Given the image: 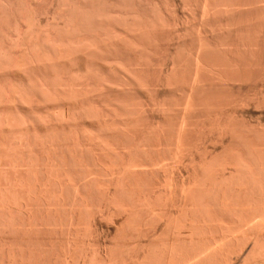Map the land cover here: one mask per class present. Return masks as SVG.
Here are the masks:
<instances>
[{
  "label": "bare ground",
  "instance_id": "1",
  "mask_svg": "<svg viewBox=\"0 0 264 264\" xmlns=\"http://www.w3.org/2000/svg\"><path fill=\"white\" fill-rule=\"evenodd\" d=\"M160 1L159 0H51L52 2L51 3L50 0L48 2L47 0H0V77H1L0 105L3 106L4 104H9V105L15 104V106L25 105L31 108L32 107L41 108V106H45V105L48 106L50 104L51 106H53L54 104L57 105V104H65V103L82 104V107L74 108L72 110H69L68 112L66 111L63 112L64 111L63 110L60 112L57 111V114L56 113L53 114L52 112L49 115L36 114V112L31 116L28 115L26 116L24 114L20 115L17 113H16L17 115L10 114L11 112L9 114L0 113V130L9 129L14 132V130L16 131L17 129L18 130H20L21 128L29 129L31 127H35L38 124L39 126H41L42 124H46L49 127V125L51 126L54 125L55 123H56L55 125H58L57 122L60 123L66 119H68L66 121L71 120L72 123L73 121L76 120L81 121V119L83 120L84 118L85 119L90 118L89 120L91 119L95 120L96 118L97 119L100 118L101 120H103L105 118L108 119V117L110 118L112 116L113 119L114 117L118 118L120 116L119 118L122 117L124 119V117L134 118L135 116L139 117L142 115H149V114L166 115L173 113L172 111L174 108L172 107L174 105L170 106L171 105L170 104L168 106L167 103H164V101L163 104L162 103L158 104L156 102L155 103L153 102L148 105L145 104L146 102L145 103L138 101L136 102V99L135 101L134 100L126 101L125 99L123 100L121 99L120 101H114L115 103L113 102L110 103L109 101H108L109 103H107L104 101V103L106 104L103 103L102 104L95 103V105L89 103L86 104V102L92 103L91 101L92 99H95V97L96 99L101 97L104 98L105 94H107L108 92L116 93V91L117 92L122 91L123 93H126L124 91L132 90V89L134 90L145 89V90L153 91L156 90V88H160L161 86L163 87L165 86L167 88L176 86L178 88L181 87L182 89H184L190 87L191 85L193 86V84L197 86H204L203 89H205L206 85L207 87L208 85H210L211 87L213 85L219 87V85L221 86V84L222 85L225 83L227 84L232 81L255 82L257 79L260 78L264 80V0H191V1L187 0L190 3L193 1V3L191 4L195 8V9L193 8V11L191 13L194 16L191 15V17L196 18L197 16H200L201 13L200 14H196V13L197 12L199 13V11L202 10V6H203L204 16H206L208 19L209 18L211 19V16L212 18L214 17L216 18L217 16H220V20L223 19L221 20L222 22L217 21L219 17L218 19H216L217 23L220 22V24H218V26L220 27L219 29L224 31L225 30L230 31L229 29H231V31H234L236 29L235 30L237 32L236 34H234V32H232L234 35L231 33L233 36L236 35V37L231 41L229 45L227 42V44H225V47L223 46L224 49H222L223 47L222 48L220 47L221 49L218 47L220 50L217 48L218 50L215 49V51L214 49H211L212 51L209 50L207 52L206 49V51L201 50L200 52L197 53L186 52L187 54L180 51V54H178L180 49L177 50L178 51L177 53H175L176 51L172 53L173 50L171 49L172 51L171 50L169 51L168 48L165 60L162 63L163 65L161 63H159L161 64V66L159 64H156L159 66V67L157 66L158 67L157 68L155 65H153L155 62L154 63L151 61L148 62V60H145L143 58L141 60H138L137 56L139 55L142 56L143 53H144L143 55L145 56L147 52L148 53L153 52L150 50L154 47L157 48L159 45H161L160 44L161 41L163 43L166 40H168V43L170 45L171 43L170 41L177 40L178 41L177 45L181 44L179 46H182V41L185 42L187 39L185 40L184 38H186L191 32L187 30L189 31L188 33L185 30L188 27L187 23L184 20L186 17L184 16V18L180 19L181 15L180 17H177L179 16V14H177L176 12L174 13L177 14L175 15L176 17L173 16L174 15L173 11L170 12L171 9L168 10V5L165 6L163 2ZM183 1H185L184 4L187 2L186 0ZM46 3H51V4H48L49 6H47ZM190 3H186V6H189ZM194 12H196L195 14L197 16H195ZM186 16L188 17V15ZM188 20L189 19H187L186 21L189 22L190 20L189 21ZM181 25H182V29L185 31V34H181L182 31L178 29L181 27ZM184 25L185 26L187 25L186 28H183L185 27ZM214 25L216 24H211L210 27H213ZM204 26L209 27V25L207 26V24H205ZM204 26L203 28L204 30H206L207 28L205 29ZM233 28L235 29L233 30ZM199 29L200 27L197 30L199 31ZM213 29H215V27H213ZM178 30H180L181 32L180 31L178 32ZM192 30L194 31L195 29ZM197 30H195L194 32H196ZM215 30L217 31L218 28H216ZM221 30L218 33H221ZM194 32L193 33L191 32L193 36L195 35ZM197 32L196 35L198 38L199 34H197ZM189 36H191V34ZM202 36L204 35H201V38ZM192 38L194 40V37ZM202 47L204 48L203 45ZM226 47H228V49H225ZM181 49H183V47ZM148 55L149 54H147V56ZM112 56L114 60L113 62L116 63L117 65L116 64H114L116 66L112 65L115 68H112L113 69L112 71L110 69L109 73L108 71L107 73H105L106 71L104 72L103 69L102 70L99 69L100 67L96 69H92L91 67L90 69L87 66L88 69H84L81 65L82 63L81 61L83 60L85 61L86 59H87L86 61L88 62L91 61L92 64V61L99 62L98 60L102 61L103 59L105 60L106 58ZM138 58L140 59V56ZM107 61L108 59L105 60V63H107ZM66 64L67 65L71 64L70 65V67L72 66L71 69L68 68V70H66L67 67ZM107 64H109V62ZM170 64L172 65L171 68H170L171 66ZM62 67H65L64 68L65 70H63ZM14 72L15 74L23 73V76L25 74L26 78L23 79L24 81L23 80L9 81L8 75H12ZM128 92L131 93L130 91ZM183 93L182 95H185L186 97V94ZM212 95L206 98L203 97L201 99L202 106L207 109L211 108L210 110H212L213 108L219 109L220 105H222L220 104V101L222 99L221 100L219 99L220 96L216 97L215 95L213 96ZM97 96H101V97H97ZM176 97L171 98L170 100L172 99L174 100L176 99ZM183 97L180 98V102H182V99L183 100L185 99ZM260 98H256V99L258 100ZM184 101H186V99ZM258 102L257 103L259 105L261 103V105L264 106V97H262L260 101L258 100ZM59 107L61 106L59 105ZM184 109L185 108H183V110ZM221 117L217 116L216 120H213L212 123L210 122L211 123V126H209V128L211 127L210 134L211 135L216 134L217 139L218 140L221 139L220 141L224 140L223 139L224 136L225 137L230 136L231 147L234 146V144L237 143V141H239L242 143L243 147H246L245 149L246 151L243 149V151L240 152L241 150L237 151L236 149L234 150L233 148L232 149L230 148L229 151H226L227 153L225 154L226 155L228 154V158L224 166L222 167L223 168L222 170L219 169L220 166H222V164L217 165L215 158H214L215 161L212 160L211 162H208L209 160L207 158L208 156H205L204 160L201 159L202 164L200 165L203 166H201V169L199 168L200 170H198V172H197L198 168L195 170L196 172L195 175L197 176V173L198 176L199 174H201L202 178L201 176L197 178L198 177L197 176L196 179L194 176L195 178L194 180H196L197 182L194 181L195 183H193V186L192 184H190L191 192L189 191V189L187 190L189 192L187 191L185 192L184 189L181 188L183 190L181 191L182 194L183 192H185L184 194L185 197H183V199L184 198L186 199L184 200L185 203H183V199L179 200V197L178 198L177 196L174 197L173 195L174 193L173 194L171 193V189L169 185L170 181L167 176L168 170L166 171L167 168H165L167 167V165L164 166V164H163L164 166L163 171L160 172V170L162 169H160L159 172L157 171L158 182H156L155 186L158 187L155 188L153 187L152 189L149 187L152 190V192L151 193L149 192L150 194L146 193L148 197L147 196L143 197L145 199L141 198V200L143 201L139 200V196H138L139 194L136 193L137 190H134V188L130 186L129 182L130 180L133 181L135 176H138L137 178H139L140 175L144 177L147 174L146 172L135 173L136 174L135 176L133 172H132L133 175L131 176H128L129 173H127L128 175L126 176L128 177L125 176L126 178L124 180L120 178L119 181L121 182H119V184H117L113 188V191H107V195H106L107 198L104 200L106 201L105 202L106 207L114 203L112 204V206H116V207L118 206L117 208L119 209L116 211L117 212L119 211L121 215H127L126 217H128L126 218L127 220L125 223L126 225L124 224L125 227L122 226V230L123 228L129 226H131L132 229L133 228L132 226L135 225L136 226V227L134 226L135 230H133L134 235H137L135 236V238L138 239V236L139 237L143 236L147 238L150 241V245H151L150 248L151 247L153 248L154 246L155 249L154 248L149 249V247L147 246L146 247L148 249L147 250L146 248H144L145 246H141V245L140 246L142 248L136 249L137 247L136 246L135 249L133 251L128 252L126 256H125V251H123L124 252L123 258L119 256L120 258L117 259L116 257H113L114 255L108 252H105L106 254H104V252L103 253L100 252L99 254L95 252L97 256L96 255L93 256L94 254L92 253L94 252L92 253L91 251L89 252V249L83 250L85 249V247L84 248L82 247L83 249H79L81 250V252L75 255L76 258L73 257V264H232V262L234 261H238V262L241 261V264H245L242 263L243 261L244 262L248 261L246 264H248L249 262H251V264L252 263L254 264L256 261L255 259H258L257 261H259V263L263 261L264 260L263 259L264 258L263 257L264 256V150H263L264 147L262 149L257 148L258 146H260V144H256L257 142H255L253 136L251 137V133L253 132L249 131L250 129L248 130L247 129L248 127L245 128L247 129V131L245 130L239 131L240 127L236 123H234V121L230 119H229L230 121L226 119L225 121L224 119H222L223 117L222 118ZM69 123L70 122H68V125ZM60 124H66V122ZM152 129L154 128L152 127ZM159 129L160 128L158 127V129L156 130L158 131ZM157 131L156 132L147 131L148 133L145 131L147 136H144L143 135L144 133L142 134L143 136L139 135L138 133L133 134L134 132L132 133L133 135H131L129 132V135L131 136H126L128 132L124 134L125 135L124 139L127 141L129 140L128 137H130V141L128 142L130 143L133 140V142L136 144V146L134 144L133 146H135L136 148L139 146L140 147L145 146L154 138V140L156 139L155 142H157L158 146L163 147L164 149L153 150V151L152 149H150L151 152L150 151L147 152V150H145L143 153V151L142 152L140 151L144 149L140 150L139 148H137L140 151L137 152L136 149L134 153L135 149L130 148L132 149L130 151L136 154V156L134 157V154L132 155V153H129L130 151L128 149L126 150V152H123L124 150L121 149V145H120V148H117V151L120 149L118 151L119 153L118 154L116 153V155H118L117 157H119L120 155V158L125 160V162L123 160H120L122 163L121 166H123V164L124 165L129 164L131 166H135V164L133 163L136 162L139 163L138 161H142V162L154 161L155 163V161L160 160L161 162L162 161L160 159L161 154H163L162 155L163 158L164 157L166 158L164 159L165 161L168 159V157L170 158L171 152L173 150V146H176V144L179 143L178 140L180 141V137L182 138V135L185 134V131L184 134H180L182 132H179L178 128L177 129L169 128V129H165L164 131L160 130L161 132L160 131L157 132ZM29 133L30 132H28V134ZM60 133L58 134L59 137H60ZM136 134L138 135V137ZM263 135L264 134L262 135L260 134V137L262 138L260 142L261 141L264 142ZM132 136L135 137L132 138ZM256 136L259 137L258 135ZM55 137L56 135L54 136V138ZM62 137L63 136H61V138ZM150 137L153 138L150 140L149 139ZM183 137H185V135ZM7 139L4 140V142H2V140L0 141L1 161H3L1 157H3V155L6 154L4 152L7 150L10 151L9 149L13 150L12 148L14 147L17 148V146L18 148L19 146L24 148L28 147L29 149V147H35V146L38 147V145L40 144L39 140L38 143V141H35V139L33 141L30 138H29L30 140L29 139L26 140L27 138L26 139L24 138V140L22 139L23 140L22 142H14V139L12 138L11 139L13 141ZM43 139L41 138L40 140ZM57 140H59V138ZM57 140L54 142H57ZM64 140L61 139L60 141L57 142L60 148L62 147L63 152L66 151L64 150V148L66 149L70 147V143L74 144V142L68 143L67 141H65L64 143ZM50 141L52 140L50 139ZM74 141H76L75 138ZM77 142L75 143V145L77 144ZM17 143L19 145H17ZM103 143L104 142H102L101 144ZM108 143L111 142L107 141V143H105L106 147ZM113 143L115 144V142ZM183 143L185 144V142ZM130 144H132V142ZM40 145L39 147L41 148ZM124 145L126 147L128 143L127 144L123 143V146ZM148 145L150 148L151 146L150 143ZM148 145L146 147H148ZM55 146L59 147L56 143ZM79 146L82 147L81 143L79 144ZM42 147L43 148H41L42 149L41 152H38L40 154L34 158L35 160L37 158L36 161L38 165L37 172L35 169V174L37 173L36 175L33 173L34 170L32 171V169H30L31 171L29 169L28 171L26 170L24 171V169L23 171H21L19 169V171L10 170L8 172H5L4 170L3 171L0 170V201L1 202L2 200L7 202L10 199L12 201V199L20 198L21 196H22L21 198H23L25 194L26 196L24 198H27L29 196L28 197L29 199L31 196L30 193L32 192V194L33 193L35 194V192L32 191L33 189H31V191L30 190L27 191V189L25 190L24 188L25 185H23L24 183L27 184L28 181L29 183L33 182L32 184L34 185V187L32 188H34V190L39 193L40 191L37 190H40V188L42 190L43 187L42 184L44 185L46 181H49L50 176L48 175V171L46 170V167L47 165L49 166L50 163L56 161L57 159L53 160L54 158L50 156L51 153L48 154L49 153L48 150L50 148L49 149L47 148L53 146H48L46 142L45 145L42 143ZM85 147H87L86 144ZM103 147L105 146L103 145ZM114 147H116V145ZM176 147H178V145ZM4 148L5 149L8 148V149L5 150ZM21 150L23 149L21 148ZM25 151L24 152L21 151L20 153L16 154L17 152L15 149V154L12 155L13 154L12 152H14L12 151L11 152L12 156L10 155L9 157L11 158L10 160L9 159L8 160L12 163L15 162L17 163L21 161V163L19 164L23 163V165L26 164L27 166L32 167L33 166L32 156H35L36 153H34V155L31 156L30 154L33 153L26 154ZM75 151L76 150H74V152ZM139 152L143 154L142 155L139 154L138 156ZM60 155H56V156L60 157ZM143 155L147 157H144ZM69 156L67 157V155L64 154L63 158L65 157L66 161L58 157L60 160L59 162L60 164L57 163L61 167H63L64 166L63 164L66 162L74 165V167L72 166L71 167L72 169L69 168V170L68 167L67 168L64 167L65 169H67V171L66 172L63 171L64 177L65 175H67L68 177L72 178V179L69 178L70 184L66 182L69 185L67 186L64 185L66 189L63 188L64 192H66L67 194L66 199L64 200L63 198V200H60V198L56 196L57 198L56 200V198L54 197L56 193L52 195V198L50 197L51 199H53L54 202L53 201L48 202L45 199H42L41 197H38L37 201H34V199L32 198V200L29 201H34L33 203L37 202L36 204H38V206L40 207L41 212H39L40 213L39 216H37V214L34 215L31 214V211L30 213H28L29 212L28 209H27L28 212H25L26 208H24V205L27 207L28 204H30L28 203L29 201H27L26 203L24 201L25 204L22 207L24 208L25 211L23 209L21 211H18L20 209L17 210L14 209L10 201L9 203L11 205L8 204L5 207L4 205L7 204L5 202V204L2 207L0 205V228H3V232L8 231L9 234L12 232L10 234L12 235L15 230L17 231L19 230V233L20 231H22L28 234L31 233L32 235V233H34L35 231L39 234L38 232L39 230H41L42 232L46 230L47 233L49 231L53 234H58L60 236L67 234V236L70 235L71 237L72 235L79 234V230H81L80 225L82 221L81 215L83 214L80 209L83 206L85 207V205L82 204L83 202L87 203L89 200H90L89 202H92V183L96 176L93 177V174H91L92 173L91 170H89V173L87 172L88 174L84 173L85 171H81V169H83V165H84L83 163L85 161L83 160L84 159L83 157H82L83 159L81 158L82 161L80 160L79 154L74 157H69ZM156 156H158V158ZM173 156H175V154ZM5 157L7 158L8 156L6 155ZM68 159H70V162ZM135 160L137 161L134 162ZM62 161L65 162L63 163ZM160 162L158 161V165L157 164L156 165L159 166ZM4 163L0 165L4 166L3 165ZM12 163H10V165ZM101 164L103 165V162H101L100 165ZM207 164L212 165V166L209 165L211 167L208 168L211 169L209 171L206 167ZM214 165L216 167H214ZM217 166H219V168H217ZM212 168L213 169L215 168L214 172L215 170H218V172L212 173L213 171ZM228 170H229V174H227ZM199 171H201L202 173L201 172L199 173ZM111 173L112 172H110V174ZM89 174H91L92 176H90ZM113 174H117V172ZM142 176L140 177L142 178ZM86 177L89 178L90 180L89 179L86 180ZM19 181L21 182L19 183ZM82 181H85L87 184L86 183L81 184ZM125 181H127L126 184ZM61 183L62 182H60L59 184ZM13 184L14 186L17 185L20 186L19 184L23 185V186L21 185V187L24 188L23 191H21L22 195L21 194L19 195L18 193V191L20 192V190L18 189L19 187L17 188L15 187L16 189H18V191H16L14 187H11V185L13 186ZM123 184L125 187L123 186ZM7 185L8 187L10 185L8 189H7ZM26 186H28V184ZM55 190L53 187V190L51 191L50 194H53ZM169 193L172 194L175 199H173L172 195H170ZM84 194H86L87 196ZM182 194H180L181 197ZM154 195L156 198L158 196L157 199L161 198L160 200L164 201L163 208L161 205L163 202L162 203L160 202L161 204L159 203L162 209L161 208L158 209L161 210L157 211V209L156 210L151 209L156 203L158 204V202L160 201L158 200V202H153V199H155ZM60 196L62 195L60 194ZM176 198L177 200H179L180 208L179 206H177L178 208L175 206L176 203H174L175 205L173 204L174 200L175 202H177ZM157 199L155 200L157 201ZM79 202L80 203L82 202L81 204L83 206H80L78 208V205H81L79 204ZM140 205H143V208H145V210L143 208L141 210V207L139 208L141 211L137 209V207ZM73 206L75 207L73 208ZM70 207H72L73 209ZM174 208L180 210L176 211V209ZM104 210L101 211L99 209L98 211L101 213L99 215L102 216V212L103 214L104 212H107L106 210L105 211ZM34 213L36 212L34 211ZM97 213L95 212V214ZM108 213L106 214L108 215ZM114 213L112 212V215ZM107 215L106 216L103 215V216L104 217L112 216L111 214L108 216ZM90 217H91L90 218L91 224L89 228L92 231V216L90 215ZM149 220L155 222V224L154 223L152 224L153 227H147L146 224H145L146 228L145 226L143 227L144 222L146 223L147 221L151 223V221ZM162 223L163 225L160 226ZM159 226L161 227L162 230L160 229ZM129 228H127V230ZM173 228L176 232L174 233L177 238H180L185 234L186 237L189 236L190 238L188 240L189 242L188 241L186 242L184 240V244H182L183 246L181 245H180L181 247L174 246L175 248L174 247L172 248L170 246L171 247L170 248L169 244L165 240H167L170 237L169 235L171 234ZM122 230H120L121 231L120 233L123 235L122 232L126 230L124 231ZM15 232L14 234H16ZM85 232L86 231H84V233ZM186 232L188 235L186 234ZM159 233L160 234L162 233L163 237H159L160 236ZM130 234L133 233L131 232ZM164 236H165V240L163 239ZM157 240L158 241L161 240V243L162 240L164 241L162 244L161 243L159 244V242L156 243ZM175 242L176 241H174L173 243ZM9 243L7 245H9ZM55 243L57 244V241L54 243L51 241V244L48 245L50 247H47V245L45 244L47 248L43 247L41 248L42 250L40 251L39 247L37 250L36 248L41 244L34 246L35 249H33L34 248L33 246H31L32 248L28 247L30 245H28L27 248H23V247L13 248L14 247L13 245V247L11 248L6 246V243L2 245L0 242L1 245L0 264H69L70 257L67 255L68 252L66 249L62 248V246L67 243L63 244L62 246L58 244L57 246ZM58 243L60 244V241ZM54 244L55 246H52ZM67 246L68 245H66V247ZM75 250L77 251V249ZM97 250L99 252L98 248ZM65 251L67 252V254L65 253ZM71 254H73V252ZM100 254H102V257L100 256ZM98 256L100 257L99 259Z\"/></svg>",
  "mask_w": 264,
  "mask_h": 264
},
{
  "label": "rangeland",
  "instance_id": "2",
  "mask_svg": "<svg viewBox=\"0 0 264 264\" xmlns=\"http://www.w3.org/2000/svg\"><path fill=\"white\" fill-rule=\"evenodd\" d=\"M49 0H47V2H48ZM160 1V0H159ZM162 2H163V4L166 6V5H168V10L169 9H171L170 10V12L171 11H173V14L176 12L177 14H179V16H177V17H180V15H181V17H180V19H182V18H184V16L186 17L184 20H185V22L187 23V25H188V29L186 28V26L185 27H183V28H186L185 30L187 31V30H189V31H191L192 33L195 31V30H197L199 27H200V29H199V31L197 32V34H199L198 35V38H197V35H196V32H194L195 33V35L193 36L192 35V33L190 32L189 33V31H187L188 33H189V35L191 34V36H189L188 34H186V35H188L186 38H184L185 40V42H183L182 41V46H179V45H181V44H179V45H177L178 44V41L177 40H175V41H170L171 43H170V45H169V43H168V40H166L167 41V44H166V41L165 42H163L162 43V41H161V45H159L157 48L156 47H154V48H152L150 51H156V52H150V53H146L145 54V56L142 54V56L141 55H139L140 56V59L138 58L139 56H137V59L138 60H141L142 58L143 59H145V60H148V62H155L153 65H155L156 67L158 66V65H156V64H159V63H163L164 62V60H165V57H166V54H167V50H168V48H169V51L171 50L172 51V53H174V51H176L175 53H177L178 51V49H180L179 50V53L178 54H180V51H182L183 53H188V52H200L201 50L202 51H206V49H207V52L210 50V51H212L211 49H214V51H215V49L216 50H218L220 47L222 48L223 46L225 47V44H227V42H228V45L231 43V41L236 37V35L235 36H233L234 34H236L237 32L235 31L236 29L235 28H233V30L234 31H231V29H229L230 31H228V30H221V29H219L220 27L218 26V24H220V22H218L217 23V21H221V20H223V19H221L220 20V16H217L215 19L214 18H212V16H211V21L206 17V16H204V12H203V6H202V10H201V8H200V10L202 11H199V13L197 12H194V14L196 13V14H200V16H197L196 14H195V16H197L196 18L194 17H191V15L192 16H194L193 14H191L192 13V11H193V5L191 4V3H193V1L190 3V2H188L187 0V2L186 3H190V5L189 4H187V5H189V6H186V3L184 4V2L185 1H181V0H161ZM160 1V2H161ZM191 1V0H190ZM50 2H51V0H50ZM167 2V3H166ZM174 2V3H173ZM52 3V2H51ZM51 3H46L47 4V6H49L48 4H51ZM205 3V2H204ZM185 5V6H184ZM191 7H192V9H191ZM195 9V8H194ZM175 10V11H174ZM177 10V11H176ZM188 11V12H187ZM195 11V10H194ZM203 13V14H202ZM177 14H174L173 16H175V15H177ZM186 15H188V17L186 16ZM204 16V17H203ZM176 17V16H175ZM204 18V19H202V18ZM210 17V16H209ZM218 17H219V19H218ZM45 19H46V17H45ZM187 19H189L188 21L190 22H187L186 20ZM193 19V20H192ZM196 19V20H195ZM200 19V20H199ZM203 21H202V20ZM216 19H218L217 21H216ZM192 20V21H191ZM199 20V21H198ZM206 23H205V22ZM207 21H208V23H207ZM210 21V22H209ZM199 22V23H198ZM222 22V21H221ZM189 23V24H188ZM202 23H204V24H202ZM216 24V25H214L213 27H215V29L216 28H218V30L216 31L215 29H213V27H210L211 26V24ZM194 24V25H193ZM205 24H207V26L209 25V27H206V26H204ZM205 27V29L206 30H204V28H203V26ZM190 26V27H189ZM195 26H196V28H195ZM177 27H180V26H177ZM176 27V28H177ZM178 29H180L182 32H184V33H182L180 30H178V32L180 31L181 32V34H185V31L182 29V25H181V27L180 28H178ZM192 29H195L194 31L192 30ZM203 29V30H202ZM200 30H202V31H200ZM211 30H212V32H211ZM221 30V33H218L219 31ZM209 31V32H208ZM216 31V32H215ZM228 32V33H227ZM230 32V33H229ZM232 32H234V34L232 33ZM201 33H203V34H201ZM208 33V34H207ZM225 33V34H224ZM233 35H232V34ZM180 34V33H179ZM207 34V35H206ZM229 34V35H228ZM201 35H204V36H202V38H201ZM210 35V36H209ZM214 35V36H213ZM218 35V36H217ZM227 37H226V36ZM196 36V37H195ZM233 36V37H232ZM192 37H194V40H193V38ZM232 37V38H231ZM195 38H197V39H195ZM200 38V39H199ZM226 39V40H225ZM229 39V40H228ZM192 40V41H191ZM228 40V41H227ZM193 42V43H192ZM201 42H202V44H201ZM212 42V43H211ZM216 43V44H215ZM222 43H224V44H222ZM164 44H166V45H164ZM201 44V45H200ZM218 44V45H217ZM222 44V45H221ZM202 45L204 46V48L202 47ZM221 45V46H220ZM227 45V46H228ZM176 46V47H175ZM185 46V47H184ZM209 46H212V47H209ZM183 47V49H181ZM214 47H216V48H214ZM219 47V48H218ZM224 47L222 48V49H224ZM177 48V49H176ZM218 48V49H217ZM220 48V49H221ZM157 49V50H156ZM200 49V50H199ZM219 49V50H220ZM225 49H228V47H226ZM183 53H181V54H183ZM186 53V54H187ZM147 54H149L148 56H147ZM183 55H185V54H183ZM147 56V57H146ZM110 58V59H109ZM108 59V61H107V63L109 62V64H107V63H105V60H107ZM112 59V60H111ZM87 60V59H86ZM81 61L82 63H81V65H82V67L84 68V69H88V67L91 69V67H92V69H96V68H98V67H100L99 69H103L104 70V72L105 73H107V71H108V73L110 72V69H111V71L113 70L112 68H115L114 66H116L117 64L116 63H114L113 61V56L112 57H108V58H106L105 60L103 59L102 61L101 60H98L99 62H97V61H92V64H91V61ZM110 60V61H109ZM144 60V61H145ZM100 62H102V63H100ZM113 63V64H112ZM98 64V65H97ZM101 64V65H100ZM111 64V65H110ZM114 64H116V65H114ZM161 64H159L160 66H161ZM67 65V64H66ZM65 65V66H66ZM70 65L71 64H68L67 65V67H66V70H68V68L69 69H71V67H70ZM108 65V66H107ZM112 65H114V66H112ZM163 65V64H162ZM171 65V64H170ZM88 66V67H87ZM95 66V67H94ZM97 66V67H96ZM103 66V67H102ZM112 66V67H111ZM155 66H154V68H155ZM94 67V68H93ZM102 67V68H101ZM159 67V66H158ZM157 67V68H158ZM172 67V65L170 66V68ZM63 68V70H65L64 68L65 67H62ZM73 69V68H72ZM17 73V72H16ZM13 74H14V76H13ZM12 75H8V77H9V81H21V80H23V79H25L26 77H25V74H24V76H23V73H17V74H15V72L13 73ZM27 76V75H26ZM13 77H14V79H13ZM24 77V78H23ZM0 79H1V77H0ZM8 80V79H7ZM258 80H260V81H258ZM24 81V80H23ZM258 81V82H257ZM243 82V83H242ZM245 82V83H244ZM238 83V84H237ZM196 86V87H195ZM176 87V86H175ZM170 87V88H167V87H163V86H161L160 88H156V90H141V89H132V90H128V91H130L131 93H129L128 91H124V92H126V93H128V94H126V93H123L122 91H116V93L115 92H111V93H107V94H105V96H104V98L103 97H101V96H97V97H101V98H98V99H96V97H95V99H92V103H90V102H86V104L87 103H89V104H94L95 105V103L96 104H106V103H104V101L105 102H107V103H115L114 101H120L121 99L123 100V99H125L126 101L127 100H131V101H135V99H136V102L138 101V102H143V103H145V104H151V103H162L163 104V101H164V103H167V105L169 106L170 104V106H173L172 108H174L173 109V113H170V114H166V115H162V114H149V115H142V116H135L134 118L133 117H128V118H125L124 117V119L121 117V118H115L114 117V119H113V116L112 117H108V119H103V120H101L100 118L99 119H95V120H93V119H91V120H89L90 118H88V119H81V121L80 120H76V121H73L72 123H71V120L70 121H66V120H68V119H66V120H63L62 122H60V123H65L66 122V124H60V123H58L57 122V124L58 125H49V127H48V125H46V124H42L41 126H39V124L38 125H36L35 127H31V128H29V129H23V128H21L20 130H14V132L13 131H11V130H9V129H6V130H0V141L2 140V142H4V140H6L7 138V140H10V141H13L12 139H14V142H22L23 140H24V138L26 139V140H28L29 138L31 139V140H33L34 141V139H35V141H40V146H41V148H43L42 147V143L45 145V143L47 142V145L48 146H53V147H48L47 149H49L48 151H49V153L48 154H50V156H52L54 159L53 160H55V159H57L56 161H54V162H52V163H50L49 164V166L47 165V167H46V170L48 171V175L50 176V179H49V181H46L45 183H44V185L42 184V186L44 187H42V190H44V191H42L41 190V188H40V190H37V191H40L39 193L38 192H36L35 190H34V188H32V187H34V185L32 184L33 182H30L29 183V181L27 182V184H28V186H26L27 184L26 183H24L23 185H25V190L27 189V191L28 190H30L31 191V189H33L32 191L33 192H35V194H36V196H35V194L33 193L32 194V192L30 193V198L28 199V197L27 198H24L25 196H26V194H25V196H24V194H23V198H15V199H12V201H11V199L10 200H8L7 202L6 201H4V200H2V202H1V207L5 204V202L7 203L6 205H4L5 207L8 205V204H10V203H12V207L14 208V209H20V210H18V211H21L22 209L24 210V208H26L24 211L25 212H28V210H29V212L28 213H30V211H31V214H37V216H39L40 215V213L39 212H41L40 211V207L38 206V204H36L37 202H35V203H33L34 201H37V199H38V197H41L42 199H45L46 201H48V202H52L53 201V199H51L52 198V195H54L55 193H56V195L54 196L55 198H56V196L57 197H59L60 198V200H63V198H64V200L66 199V192H64V189H66V187L64 186V185H69L70 184V179H72L71 177H68L67 175H65V177L63 176V171H67V169H65V168H67L68 167V170H69V168L70 169H72L71 167L73 166L74 167V165L73 164H70V163H64L65 161H66V159H65V157L63 158V156H64V154L65 155H67V157L69 156V157H74V156H77L78 154H79V158H80V160L82 161V159L85 161H83L84 163V165H83V169H81V171H85L84 173H89V170H91L92 171V173L91 174H93V177L94 176H96L95 177V181L93 180V183H92V202H81L82 204H84L85 205V207L79 202V204H81V205H78V208L80 207V206H83V207H81V212L83 213L82 215H81V230H79V234H76V235H72V237L70 236V235H68L67 236V234L66 235H62V236H60V235H58V234H53V233H51V232H49L48 231V233H47V231L45 230V231H41V230H37L38 232H39V234L35 231L34 233H32V235H31V233H26V232H22V231H20V233H19V230L17 231V230H15L14 232L16 233V234H14V232H13V236L12 235H10L9 234V232L8 231H4L3 232V228H0V242H1V244L3 243V242H5L6 243V246H8V247H13V245H14V247L13 248H21V247H23V248H27V246L28 245H30V246H28V247H31V246H37V245H40V246H37V248H36V250L38 249V247L40 248L39 250L41 251L42 249L41 248H47V247H50V246H48V245H50L51 244V241L54 243V242H56L57 241V244L58 245H60V246H62L63 244H65V243H67V244H65V245H63L62 246V248H64V249H66L67 250V252H68V254H67V252L65 251V253L70 257H68L69 258V264H73V257L74 258H76V256L75 255H77V254H79L80 252H81V250H79V249H83L84 247H85V249H83V250H88L89 249V252L91 251V253L92 252H94V253H92V254H94L93 256H97V254H99L100 252L101 253H103L104 252V254H106L105 252H108V253H111L112 255H114L113 257H116L117 259H119L120 257H122L123 258V254H124V252L123 251H125V256H126V254L128 253V252H130V251H133L134 249H135V247H136V249H138V248H142L141 246H145L144 248H146L147 246L149 247V249H153L154 248V246H153V248L151 247L150 248V241L147 239V238H145V237H143V236H141V237H139L138 236V239L137 238H135V236H137V235H134V231L133 230H135L134 228L136 227L134 224V226H132L133 228L131 229V226H129V227H126V228H123V230H122V226L123 227H125L124 226V224L126 223V218H128V217H126L127 215H121L120 213H119V211L117 212L116 210H119L116 206H112V204H114V203H112V204H110V206H107L106 207V205H105V202L106 201H104L107 197H106V195H107V191H113V188L117 185V184H119V182H121V181H119V179L121 178V179H125L126 177H128V176H131V175H133V173H134V176L136 175L135 173H138V172H141V173H143V172H146L147 174H149V175H145L144 177L142 176V175H140V176H142V178L139 176V178H137L138 176H135V178L137 179H135L134 178V182L132 181V180H130V182H129V184H130V186L132 187V188H134V190H137V192L136 193H138L137 195L139 196V200H141V198H143V197H148V195H146V193L148 194L149 192L151 193L152 192V188L154 187H158V186H155L156 185V182H158L157 181V179H158V175H157V173L159 172V170L160 169H162V170H160V172H162L163 171V168H164V166H166L167 165V167H165V168H167L166 169V171L168 170V178H169V185H170V189H171V193L174 195V197H176L177 196V198L179 197V200H181V199H183V197H185V192L189 189V191L191 192V185L190 184H192V186H193V183H195V182H197L196 180H194L197 176H198V173H197V176L195 175V170L197 169V172H198V170H200L201 169V166H203V165H200V164H202L201 163V161L202 160H204L205 159V156H208L207 158L209 159L208 160V162H211L212 160L213 161H215L216 160V164L218 165H221L222 164V166H220V168H219V166H217V168H219L220 170H222L223 168V166H224V164H225V162L227 161V158H228V154L226 155L225 153H227L226 151H229V149L231 148H233L234 150L236 149L237 151H239V150H241L240 152H242L243 151V149L245 150L246 149V147H243V145H242V143L241 142H239V141H237V143H235L234 144V146H230L231 144V139H230V136H224L223 137V141H220L221 139H217V135L216 134H210L211 132H210V129H211V127L209 128V126H211V123L213 122V120H216L217 119V116H222L221 118L222 119H226V120H232V121H234V123H236L239 127H240V130L239 131H241V130H245V131H247V129L249 130V131H251V132H253V133H251V137L253 136V138H254V140H255V142H257L256 144H260V146H258L257 148H260V149H262L263 147H264V142L263 141H261L260 142V140H262V138L260 137V134L262 135V134H264V106H262L261 105V103H260V105L258 104L259 102H258V100L260 101V99H262V97H264V80L263 79H257L255 82H253V81H232V82H230V83H225V84H221V86L219 85V87L217 86L216 87V85L214 86H210V85H208V87H207V85L205 86V89H203L204 88V86H197V85H195V84H193V86L191 85L190 87H187V88H184V89H182L181 87V89L180 88H178V87ZM201 89V87H202V89L200 90L199 88ZM167 88V89H166ZM172 88V89H171ZM188 88H189V90H188ZM197 89V90H196ZM220 89V90H219ZM259 89V90H258ZM179 90H180V92H179ZM183 90V91H182ZM200 90V91H199ZM205 90V91H204ZM211 90V91H210ZM155 91V92H154ZM196 91V92H195ZM199 91V92H198ZM184 92V93H183ZM185 92H187V93H185ZM190 92V93H189ZM205 94H204V93ZM216 92H217V94H216ZM155 93V94H154ZM180 93V94H179ZM182 93L183 94H186V97H185V95H182ZM201 93V94H200ZM210 93H211V95H212V93H213V95H215L216 97H219L220 96V100L222 101H220V104H222V105H220V108L219 109H212V110H210V109H207V108H205V107H203L202 106V102H201V99L203 98V97H208V96H211L210 95ZM219 93V94H218ZM206 94H207V96H206ZM106 95H107V97H106ZM110 95V96H109ZM183 97V98H185L186 99V101H184L183 99H182V102H180V98H182L181 96ZM191 95V96H190ZM197 95V96H196ZM205 95V96H204ZM212 95V96H213ZM218 95V96H217ZM103 96V95H102ZM176 97V99H174L175 100V102H174V100L172 99V100H170L171 98H175ZM222 96H224V97H222ZM257 96V97H256ZM154 99H153V98ZM178 97H179V99H178ZM192 97V98H191ZM194 97V98H193ZM199 97V98H198ZM249 97V98H248ZM255 97V98H254ZM261 97V98H260ZM103 98V99H102ZM133 98V99H132ZM164 98V99H163ZM189 98H191V99H189ZM231 98V99H230ZM256 98H260V99H256ZM110 99V100H109ZM169 99V100H168ZM100 100V101H99ZM124 100V101H125ZM152 100H154V101H152ZM167 100V101H166ZM178 100H179V102H178ZM187 100H189V101H187ZM197 100V101H196ZM200 100V101H199ZM228 100V101H227ZM253 100V101H252ZM96 101V102H95ZM98 101V102H97ZM109 101V102H108ZM194 101V102H193ZM244 101H245V103H244ZM249 101V102H248ZM258 103H257V102ZM94 102V103H93ZM169 102V103H168ZM186 102V103H185ZM193 102V103H192ZM231 102H233V103H231ZM255 102V103H254ZM223 103H224V105H223ZM243 103V104H242ZM157 104V105H158ZM187 104V105H186ZM197 104V105H196ZM234 104V105H233ZM11 105V104H10ZM9 104H4L3 106L2 105H0V113L1 114H4V113H10V114H15V115H17V114H20V115H22V114H24V115H28V116H31V115H33L35 112H36V114H41V115H49L50 113H52L53 112V114H57V111L58 112H60V111H63V112H68L69 110H72V109H74V108H79V107H82V104H71V103H65V104H54L53 106H51V104L50 105H45V106H41V108H34V107H27V106H25V105H17V106H15V104L14 105H11L10 106ZM59 105L61 106V107H59ZM72 105V106H71ZM84 105H85V103H84ZM69 106V107H68ZM221 106H223V107H221ZM58 107V108H57ZM176 107V108H175ZM182 107V108H181ZM11 108V109H10ZM17 108V109H16ZM21 108V109H20ZM60 108V109H59ZM63 108H66V109H63ZM183 108H185L184 110H183ZM176 109V110H175ZM177 109H179V110H177ZM221 109V110H220ZM10 110V111H9ZM37 110V111H36ZM181 110V111H180ZM210 110V111H209ZM46 111V112H45ZM31 112V113H30ZM219 112V113H218ZM17 113V114H16ZM30 113V114H29ZM47 113V114H46ZM62 113V112H61ZM58 114H60V113H58ZM218 114V115H217ZM173 115V116H172ZM232 118V119H231ZM98 120V121H97ZM225 120V121H226ZM229 120V121H230ZM68 122H70L69 123V125H68ZM76 122H78V123H76ZM182 122V123H181ZM211 122V123H210ZM241 122V123H240ZM80 123V124H79ZM172 123V124H171ZM204 123V124H203ZM172 126H171V125ZM176 124V125H175ZM46 125V126H45ZM204 125H206V126H204ZM242 125H243V127H242ZM57 126V127H56ZM85 126V127H84ZM185 126V127H184ZM55 127V128H54ZM150 127V128H149ZM152 127L154 128V129H152ZM158 127L160 128L158 131H160V130H165V129H169V128H175V129H177L178 128V131L179 132H182V133H180V134H184V131H185V137H183L184 135H182V138L180 137V141L178 140V144H176V146L178 145V147H176V146H173V150H172V152H171V157L169 158L168 157V159L165 161L164 159H166L165 157L163 158V154H161V162H160V160H157V161H155V163H154V161L152 162H142V161H138L139 163H137L136 161L137 160H135L134 162H136V163H133V164H135V166H131V165H129V164H127V165H124L123 164V166H121L122 165V163H121V161L120 160H123L124 162H125V160L124 159H122V158H120V155H119V157H117L118 155H116V153L118 154L119 152V150L117 151V148H120V145H121V149H123L124 151L123 152H126V150L128 149L129 151L130 150H132V149H135L134 150V153H135V151H136V149L137 148H139L140 150L141 149H144V150H138L137 149V152L138 151H140V152H142L143 151V153H144V151L145 150H147V152H151V150L150 149H152V151L153 150H160V149H164L163 147H160V146H158V144H157V142H155V140H154V138L153 137H150L149 139L151 140L152 138V141H150L149 143H150V148H149V143H147L145 146H143V147H135L136 146V144L133 142V140H132V138L133 137H135V136H132V138H131V142H132V144H130L128 141H130V137H128L129 138V140H125L124 139V134H126L127 132V134H126V136H131V135H133V134H135V133H138L139 135H141V136H147L146 135V132L147 131H149V132H151V131H154V132H156L157 130L156 129H158ZM166 127V128H165ZM184 127V128H183ZM244 128V129H242V128ZM248 127V128H247ZM44 128V129H43ZM53 128V129H52ZM156 128V129H155ZM162 128V129H161ZM245 128H247V129H245ZM58 129V130H57ZM148 129V130H147ZM152 129V130H151ZM180 129V130H179ZM188 129V130H187ZM207 129V130H206ZM32 130V131H31ZM60 130V131H59ZM64 130H66V131H64ZM73 130V131H72ZM84 130V131H83ZM151 130V131H150ZM156 130V131H155ZM256 130V131H255ZM6 131V132H5ZM35 131V132H34ZM48 131V132H47ZM70 131V132H69ZM75 131V132H74ZM82 131V132H81ZM126 131V132H125ZM146 131V132H145ZM157 131V132H158ZM162 131V132H163ZM205 131V132H204ZM258 131V132H257ZM28 132H30L29 134H28ZM34 132V133H33ZM38 132V133H37ZM56 132V133H55ZM60 132H62V133H60ZM129 132H130V134L131 135H129ZM134 132V133H133ZM161 132V131H160ZM209 132V133H208ZM60 133V137H59V134ZM64 133V134H63ZM75 133V134H74ZM88 133V134H87ZM122 133H123V135H122ZM133 133V134H132ZM144 133V134H143ZM148 133V132H147ZM260 133V134H259ZM19 134H20V136H19ZM34 136H33V135ZM38 134V135H37ZM85 134V135H84ZM143 134V135H142ZM206 134V135H205ZM23 135V136H22ZM31 135V136H30ZM56 135V139L54 138V136ZM57 135H58V137H57ZM72 135V136H71ZM137 135V134H136ZM213 135H215V136H213ZM254 135H255V137H256V139H255V137H254ZM256 135H258L259 137H257ZM38 136V137H37ZM40 136V137H39ZM51 136H53V137H51ZM61 136H63L62 138H61ZM66 136V137H65ZM92 138H91V137ZM120 136H121V138H120ZM123 136V137H122ZM264 136V135H263ZM3 137V138H2ZM14 137V138H13ZM20 137H23V138H20ZM32 137V138H31ZM47 137H48V139H47ZM49 137H51V138H49ZM90 137V138H89ZM137 137H138V135H137ZM140 137V136H139ZM12 138V139H11ZM37 138V139H36ZM43 139L44 140V142H43V140H40V139ZM59 138V140H57ZM73 138V139H72ZM74 138H75V140L76 141H74ZM205 138V139H204ZM23 139V140H22ZM29 139V140H30ZM50 139L52 140V141H50ZM61 139H65L64 140V143H65V141H67L68 143L69 142H74V144L73 143H70V147H68V148H64V150H66V151H64L63 152V149H62V147L60 148V146H59V144L57 143L58 141H60ZM67 139V140H66ZM121 139V140H120ZM259 139V140H258ZM16 140V141H15ZM20 140V141H19ZM57 140V142H54V141H56ZM68 140H70V141H68ZM91 140H92V143H91ZM105 140V141H104ZM124 140V141H123ZM185 140V141H184ZM39 141H38V143H39ZM53 144H51L50 142ZM79 142V144L81 143V145H82V147L81 146H79V144H78V142ZM104 142L103 144H101L102 142ZM107 141L108 142H111V143H108L107 144V147H106V144L105 143H107ZM126 141V142H125ZM185 142V144L183 143V142ZM211 141V142H210ZM77 142V144L75 145V143ZM85 142V143H84ZM113 142H115V144L113 143ZM116 142H118V143H116ZM120 142H121V144H120ZM222 142V143H221ZM263 142V143H262ZM55 143L59 146V147H56L55 146ZM90 143V144H89ZM113 143V144H112ZM123 143L124 144H127L128 143V145H126V147H125V145L123 146ZM212 143V144H211ZM16 144V143H15ZM36 144H37V142H36ZM50 144V145H49ZM74 146H73V145ZM85 144H86V146L87 147H85ZM111 144V145H110ZM118 144H119V146H118ZM133 144L135 145V146H133ZM152 144H154V145H152ZM184 144V145H183ZM198 144V145H197ZM223 144V145H222ZM263 144V145H262ZM17 145H19L18 143H17ZM20 145H21V143H20ZM39 145H38V147L37 146H35V147H29V149H28V147H21V146H19V148H18V146H17V148L16 147H14L15 149H16V154H18V153H20L21 151H25L26 152V154L27 153H33V154H30L31 156L32 155H34V153H36V155L35 156H32V158L34 159L37 155H39L40 153H38V152H41V148L39 147ZM83 145H84V147H83ZM90 145V146H89ZM103 145L105 146V147H103ZM116 145V147H114ZM148 145V147H146ZM238 145V146H237ZM71 146H73V147H71ZM79 146V147H78ZM89 146V147H88ZM108 146H110V147H108ZM111 146H113V147H111ZM129 146V147H128ZM14 148H12L13 150H11V149H9L10 151H8L7 149H5V150H7V151H5L4 153H6V154H4L5 156L7 155L8 157L6 158L4 155H3V157H1L2 158V160L3 161H1V159H0V162H2V163H7V164H9V165H7V164H3L4 166H2V165H0V170H4L5 172H8V171H15V170H18L19 171V169L21 170V171H23V169H24V171L26 170V171H28V169L30 170V169H32V171H33V173L35 174V169H36V172H37V170H38V165H37V158H36V160L34 161L33 159H32V161H33V168L31 167V166H27L26 164H24L23 165V163L22 164H19V163H21V161H19V162H15V163H12V162H10L9 160H10V158L11 157H9L12 153V155H14L15 154V149ZM21 148L23 149V150H21ZM38 148V149H37ZM74 148V149H73ZM77 148V149H76ZM79 148H81V149H79ZM130 148H132V149H130ZM256 148V147H255ZM18 149V150H17ZM56 149V150H55ZM58 149H59V151H58ZM68 149V150H67ZM87 149V150H86ZM149 149V150H148ZM170 149H171V147H170ZM198 149V150H197ZM205 149V150H204ZM74 150H76L75 152H74ZM83 150V151H82ZM200 150V151H199ZM264 150V149H263ZM4 151V150H3ZM12 151H14V152H12ZM32 151V152H31ZM35 151V152H34ZM56 151H57V153H56ZM63 153H61V152ZM82 151V152H81ZM88 151V152H87ZM128 151V152H129ZM175 151V152H174ZM246 151V150H245ZM244 151V152H245ZM10 152V153H9ZM12 152V153H11ZM73 153V154H71V153ZM76 152H77V154H76ZM138 153V156H139V154H141V153ZM91 153V154H90ZM129 153H132V155L134 154L132 151H130ZM142 153V154H143ZM9 154V155H8ZM62 156H61V155ZM76 154V155H75ZM141 154V155H142ZM175 154V156H173V155ZM177 154V155H176ZM212 156H211V155ZM11 155V156H12ZM56 155H60V157L59 156H56ZM83 155V156H82ZM140 155V156H141ZM153 155V154H152ZM152 155H150V156H152ZM158 155V154H157ZM55 156H56V158H55ZM124 156V155H123ZM136 156V154H134V157ZM144 157H147V156H145V155H143ZM5 157V158H4ZM62 158V159H64L65 161L63 162L64 164V166L63 167H61L60 165H58V164H60L59 162H60V160H59V158ZM83 157V158H82ZM98 157V158H97ZM157 158H158V156H156ZM155 157V158H156ZM174 157V158H173ZM222 157V158H221ZM226 157V158H225ZM82 158V159H81ZM92 158V159H91ZM103 158V159H102ZM124 158V157H123ZM143 158V157H142ZM212 158V159H211ZM214 158H215V160H214ZM7 161H6V160ZM9 159V160H8ZM194 159V160H193ZM202 159V160H201ZM218 159V160H217ZM5 160V161H4ZM69 160V162H70V159H68ZM12 163L11 165H10V163ZM58 161V162H57ZM92 161V162H91ZM158 161L160 162L159 163V166H157L158 165ZM163 161H164V163H163ZM194 161V162H193ZM221 161V162H220ZM224 161V162H223ZM35 162V163H34ZM55 162H56V165H55ZM101 162H103V165H105V166H103L102 164L100 165V163ZM2 163H0V164H2ZM58 163V164H57ZM147 163H149V164H147ZM153 163V164H152ZM162 163V164H161ZM36 164V165H35ZM65 164H66V166H65ZM131 164V163H130ZM132 164V165H133ZM147 164V165H146ZM157 164V165H156ZM163 164H164V166H163ZM215 164V165H216ZM21 165V166H20ZM26 165V166H25ZM136 165H138V166H136ZM169 165V166H168ZM208 165V164H207ZM206 165V167H207V169L208 168H211L210 166H212V165H208L207 166ZM214 165V167H216ZM19 166V167H18ZM24 166V167H23ZM35 166V167H34ZM54 166V167H53ZM124 166H125V168H124ZM200 166V167H199ZM15 167V168H14ZM65 167V168H64ZM143 167V168H142ZM205 167V166H204ZM6 168V169H5ZM47 168H49V169H47ZM60 168V169H59ZM62 168V169H61ZM200 168V169H199ZM216 168V169H217ZM65 169V170H64ZM79 169V170H80ZM155 169V170H154ZM213 169V168H212ZM215 169V168H214ZM214 169H213V171H212V173H217L218 172V170H215V172H214ZM51 170H53V171H51ZM142 170V171H141ZM203 170V169H202ZM209 170H211V169H208V171ZM219 170V171H220ZM31 171V170H30ZM46 171V172H47ZM56 171V172H55ZM61 171V172H60ZM135 171V172H134ZM158 171V172H157ZM165 171V170H164ZM110 172H112L111 174H110ZM115 172H117V174H113V173H115ZM133 172V173H132ZM150 172V173H149ZM156 172V173H155ZM201 171H199V173H200ZM221 172V171H220ZM50 173V174H49ZM87 173V174H88ZM126 173V174H125ZM127 173H129V175L127 174ZM165 173V172H164ZM202 173V172H201ZM37 174V173H36ZM35 174V175H36ZM91 174H89L90 176H92ZM227 174H229V170L227 171ZM60 175H61V177H60ZM126 175H128V176H126ZM87 176V175H86ZM126 176V177H125ZM194 176H195V178H194ZM201 176V174H199V176L197 177V178H199ZM68 177V178H67ZM88 177V176H87ZM86 177V180L87 179H89V178H87ZM147 178V180H146V178ZM58 178V179H57ZM70 178V179H69ZM196 178V179H197ZM201 178H202V176H201ZM200 178V179H201ZM56 180V181H55ZM59 180V181H58ZM64 180H65V182H64ZM90 180V179H89ZM91 180H92V177H91ZM122 180V181H123ZM139 180V181H138ZM193 180V181H192ZM54 181V182H53ZM73 181V180H72ZM71 181V182H72ZM132 181V182H131ZM147 181V182H146ZM195 181V182H194ZM16 182H18V181H16ZM15 182V183H16ZM21 181H19V183H20ZM51 182V183H50ZM60 182H62L61 184H59ZM66 182H68V183H66ZM118 182V183H117ZM145 182V183H144ZM14 183V184H15ZM47 183V184H46ZM57 183V184H56ZM65 183V184H64ZM86 182L85 181H82V183L81 184H85ZM127 183V181H125V184ZM172 183V184H171ZM14 184H13V186L11 185V187H19L18 189L20 190V192L18 191V189H16L15 188V190L16 191H18V193H19V195L21 194L22 195V192L21 191H23V189L24 188H22L21 187V185L22 184H19L20 186H14ZM31 184V185H30ZM87 184V183H86ZM16 185V184H15ZM22 185V186H23ZM51 185V186H50ZM57 185H59V186H57ZM157 185H158V183H157ZM30 186H31V188H30ZM45 186H46V188H45ZM57 186V187H56ZM87 186V185H86ZM123 186H124V184H123ZM129 186V185H128ZM127 186V187H128ZM9 187H10V185H9ZM8 187V185H7V189L9 188ZM41 187V186H40ZM53 187H54V190L55 189H57V190H55V192H53V194H50L51 193V191L53 190ZM56 187V188H55ZM125 187V186H124ZM130 187V188H131ZM136 187V188H135ZM151 189H150V188ZM13 188V189H14ZM21 188V189H20ZM38 188V187H37ZM64 188V189H63ZM173 188V189H172ZM181 188H183L184 189V191L185 192H183V194H182V192L181 191H183ZM124 189H126V188H124ZM194 189V188H193ZM133 190V189H132ZM154 190V189H153ZM178 190V191H177ZM29 191V192H30ZM189 191H187V192H189ZM46 192V193H45ZM61 192V193H60ZM140 192V193H139ZM181 192V193H180ZM149 193V194H150ZM178 193V194H177ZM43 194V195H42ZM60 194L63 196H60ZM64 194V195H63ZM141 194V195H140ZM170 194V193H169ZM172 194H170V195H172ZM180 194H182V197H181V195ZM189 194H191V193H189ZM32 195H34V196H32ZM50 195V196H49ZM84 195H86V194H84ZM155 195H158V194H155ZM155 195H154V198L155 199H157L158 198V196H157V198L155 197ZM173 195H172V197H173ZM178 195H180V196H178ZM184 195V196H183ZM44 196V197H43ZM87 196V195H86ZM141 196V197H140ZM19 197V196H18ZM36 199H35V198ZM51 197V198H50ZM171 197V196H170ZM173 197V199H175ZM32 198L34 199V201H29V200H32ZM177 198H176V200H177ZM17 199V200H16ZM28 199V200H27ZM87 199V198H86ZM143 199H145V198H143ZM155 199H153V202H158V200H160L161 198H159V199H157V201L155 200ZM14 200H16V201H14ZM20 200V201H19ZM23 200V201H22ZM56 200H57V198H56ZM88 200V199H87ZM87 200H85V201H87ZM138 200V201H139ZM163 200V199H162ZM179 200H177V202H175V200H174V202H173V204L174 203H176V207L177 206H179V208H180V204H179ZM184 200H186L185 198L183 199V203H185V201ZM9 201H10V203H9ZM24 201H25V203L27 202V201H29L28 203H30V204H28V206L26 207L24 204ZM59 201V200H58ZM141 201H143V200H141ZM15 202V203H14ZM20 202V203H19ZM54 202V201H53ZM162 204H161V203ZM162 205V208H163V204H164V201H159L158 202V204L156 203L154 206H153V208H151V209H157V211L158 210H161L162 208H161V206H160V204ZM178 203V204H177ZM182 203V202H181ZM14 204V205H13ZM34 204V205H33ZM88 204V205H87ZM107 204V203H106ZM11 205V204H10ZM21 205V206H20ZM24 205V208L22 207ZM37 205V206H36ZM157 205V206H156ZM172 205V204H171ZM101 206H104V207H101ZM4 207V208H5ZM18 207V208H17ZM75 206H73V208H74ZM86 207H87V209H86ZM141 207V210H142V208H143V205H140V206H138L137 207V209H139ZM70 208H72V207H70ZM72 208V209H73ZM84 208V209H83ZM107 208V209H106ZM158 208H161V209H158ZM178 208V207H177ZM177 208H174V209H176V211H179L180 209H177ZM28 209V210H27ZM33 209H34V211L36 212V213H34V211H33ZM37 209H38V211H37ZM101 210V211H103L104 209L107 211V212H104V214H103V212H102V216L103 215H107L106 213H108V212H111V213H108V215H112V212L114 213V212H116V213H114L113 215H116V216H108V217H102L101 215H99V214H101L98 210ZM144 210H145V208H143ZM147 209V208H146ZM83 210V211H82ZM104 210V211H105ZM109 210V211H108ZM140 210V209H139ZM140 210V211H141ZM143 210V211H144ZM38 212V213H37ZM91 212V213H90ZM95 212L97 213V212H99V213H97V214H95ZM88 213V214H87ZM119 213V214H118ZM124 214V213H123ZM90 215L92 216V231H91V229L89 228L90 227V224H91V217H90ZM85 216V217H84ZM89 218V219H88ZM112 218V219H111ZM149 221H151V220H149ZM90 222V223H89ZM83 223V224H82ZM85 223V224H84ZM155 224V222H153V221H151V223H149V222H147L146 221V223L144 222V224H143V227L145 226V228H146V225H147V227H153L152 226V224ZM146 224V225H145ZM149 224H151V225H149ZM126 225V224H125ZM149 225V226H148ZM163 225V223L160 225V226H162ZM159 226V227H160ZM40 228V227H39ZM80 228V227H79ZM127 228H129L128 230H127ZM160 229H161V227H160ZM88 230H90V231H88ZM120 230H122V231H124V230H126V231H124V232H122L123 233V235L120 233L121 231ZM162 230V229H161ZM174 230V228L172 229V232H171V234L168 236L169 238L167 239V240H165V236H167V235H165L164 236V240L169 244V247L171 246L172 248L175 246V247H179L180 245L181 246H183L182 244H184V240L187 242L190 238H189V236L188 237H186V235L184 234L182 237H180V238H177L176 237V235H175V230ZM84 231H86L85 233H84ZM133 233V234H130L131 232ZM45 232V233H44ZM175 232V233H174ZM35 233H37V234H35ZM129 233V234H128ZM163 233V232H162ZM162 233L160 234V236L159 237H163V235H162ZM5 234V235H4ZM7 234V235H6ZM22 234V235H21ZM23 234H24V236H23ZM186 234H187V232H186ZM4 235V236H3ZM15 235V236H14ZM78 235V236H77ZM90 235V236H89ZM162 235V236H161ZM173 235V236H172ZM174 235H175V237H174ZM188 235V234H187ZM27 236H29V237H27ZM53 236H55V237H53ZM65 236V237H64ZM132 236V237H131ZM143 237V238H142ZM184 237V238H183ZM186 237V238H185ZM74 239V240H73ZM177 239V240H176ZM179 239H180V242H179ZM49 240H51V241H49ZM54 240V241H53ZM65 240V241H64ZM67 240H69V241H67ZM140 240V241H139ZM158 240H159V238H158ZM157 240V242L156 243H158L159 242V244L161 243V240L160 241H158ZM164 240H162V243H163V241ZM172 240H173V242L174 241H176L175 243H173L172 242ZM60 241V244L58 243ZM63 241H64V243H63ZM71 241V242H70ZM10 242V243H9ZM44 242V243H43ZM170 242V243H169ZM189 242V241H188ZM5 243H3V244H5ZM9 243V245H7ZM28 243V244H27ZM161 243V244H162ZM172 243V244H171ZM177 243H178V245H177ZM180 243V244H179ZM2 244V245H3ZM34 244V245H33ZM46 244L47 245V247H46V245L44 246V245ZM56 244V243H55ZM55 244L54 245H52V246H55ZM56 244V245H57ZM148 244V245H147ZM159 244H158V246H159ZM11 245V246H10ZM16 245V246H15ZM57 245V246H58ZM66 245H68L67 247H66ZM141 245V246H140ZM155 245H157V244H155ZM1 246V245H0ZM56 246V247H57ZM65 246V247H64ZM180 246V247H181ZM76 247V248H75ZM83 247V248H82ZM157 247V246H156ZM170 247V248H171ZM174 247V248H175ZM32 248V247H31ZM69 248V249H68ZM91 248V249H90ZM97 248L99 249V252H98V250H97ZM33 249H35V247L33 248ZM72 249V250H71ZM74 249V250H73ZM75 249H77V251L75 250ZM102 249H103V251H102ZM147 249V248H146ZM155 249V248H154ZM79 250V251H78ZM101 250V251H100ZM126 250H127V252H126ZM148 250V249H147ZM71 251V252H70ZM73 252V254H71ZM76 252V253H75ZM95 252L97 253V254H95ZM114 253V254H113ZM73 255V256H72ZM122 255V256H121ZM100 256L102 257V254H100ZM118 256V257H117ZM120 256V257H119ZM124 256V257H125ZM264 257V256H263ZM262 257V258H263ZM72 258V259H71ZM100 257L98 256V259H99ZM260 258V257H259ZM264 259V258H263ZM263 259H261V260H263ZM72 260V261H71ZM236 260V259H235ZM254 260V259H253ZM253 260H250V261H253ZM256 260V261H255ZM254 261H255V263L256 264H264V260L263 261H261L260 263H259V261H257L258 259H255ZM260 260V259H259ZM248 262V261H247ZM246 261L244 262H242V263H247ZM258 262V263H257ZM254 263V264H255ZM232 264H241V261H234V262H232ZM248 264H251V262H249ZM253 264V263H252Z\"/></svg>",
  "mask_w": 264,
  "mask_h": 264
}]
</instances>
